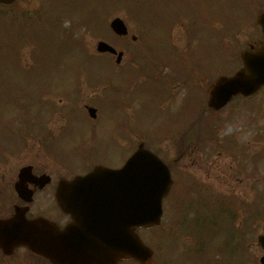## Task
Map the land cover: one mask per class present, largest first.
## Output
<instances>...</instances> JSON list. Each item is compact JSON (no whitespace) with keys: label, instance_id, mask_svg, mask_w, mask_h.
Segmentation results:
<instances>
[{"label":"rangeland","instance_id":"rangeland-1","mask_svg":"<svg viewBox=\"0 0 264 264\" xmlns=\"http://www.w3.org/2000/svg\"><path fill=\"white\" fill-rule=\"evenodd\" d=\"M168 2L171 14L160 0H16L2 7L0 163L15 170L35 163L38 172L70 178L97 163L119 166L142 143L173 178L161 223L138 229L154 251L148 264H259L264 87L217 112L199 109L210 81L241 66L239 53L260 34L255 19L264 0ZM115 16L128 27L124 37L109 27ZM99 39L123 51L120 63L96 52ZM209 56L213 62L197 63ZM42 93L55 104L53 114ZM24 100L30 128L8 123L22 121ZM86 106L96 108L95 117Z\"/></svg>","mask_w":264,"mask_h":264},{"label":"water","instance_id":"water-1","mask_svg":"<svg viewBox=\"0 0 264 264\" xmlns=\"http://www.w3.org/2000/svg\"><path fill=\"white\" fill-rule=\"evenodd\" d=\"M257 22L264 35V11ZM110 27L116 34L127 33L120 17H114ZM96 49L117 53L116 62L121 59L122 51L117 52L106 41L99 40ZM240 55L242 67L219 76L208 87L207 103L212 108L219 109L238 93L251 95L264 84V38ZM89 110L93 115V109ZM169 185L167 165L140 144L119 168L97 165L84 175L58 182V203L72 216L63 229L41 218L28 221L22 215L8 221L5 228L12 239L27 242L56 264H117L125 258L146 264L153 252L135 233V227L160 223L162 199ZM257 240L264 249V231ZM259 262L264 264V254Z\"/></svg>","mask_w":264,"mask_h":264},{"label":"flooded vegetation","instance_id":"flooded-vegetation-1","mask_svg":"<svg viewBox=\"0 0 264 264\" xmlns=\"http://www.w3.org/2000/svg\"><path fill=\"white\" fill-rule=\"evenodd\" d=\"M35 163H25L17 170L7 161L0 163V220L20 214L26 220L46 218L62 228L70 221L56 201L58 173L45 169L35 170ZM0 264H53L43 255L35 253L26 243H11L0 227Z\"/></svg>","mask_w":264,"mask_h":264},{"label":"trees","instance_id":"trees-1","mask_svg":"<svg viewBox=\"0 0 264 264\" xmlns=\"http://www.w3.org/2000/svg\"><path fill=\"white\" fill-rule=\"evenodd\" d=\"M161 2H162V4L164 5V7H165V9L169 12V14L171 13V11H170V5H169V3H168V1L167 0H160ZM72 2H74V1H72ZM221 56H223V54L221 55ZM209 58V59H208ZM205 61H207V63L208 62H213L214 60L211 58V56H209V57H207L206 59H205ZM205 63V62H204ZM199 65H202V64H199Z\"/></svg>","mask_w":264,"mask_h":264}]
</instances>
